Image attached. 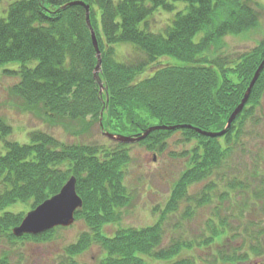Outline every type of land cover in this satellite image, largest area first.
<instances>
[{
	"label": "trees",
	"instance_id": "1",
	"mask_svg": "<svg viewBox=\"0 0 264 264\" xmlns=\"http://www.w3.org/2000/svg\"><path fill=\"white\" fill-rule=\"evenodd\" d=\"M73 1L90 7L102 57L103 94L95 80L98 58L86 9H64ZM262 9L253 0H10L7 7L0 0V69L19 66L18 70H6L19 78L14 94L27 111L40 109L43 116L37 114L50 123L59 118L85 126L88 119L100 124L102 118L104 129L123 133L146 131L157 124L219 132L264 59V41L235 61L220 53L223 41L257 30ZM164 16V25L159 28L155 20ZM125 47L129 53L121 56L119 49ZM263 89L264 70L246 108L223 137L225 144L223 138H208L191 129L157 131L141 142L159 153L168 148L167 142L175 133L181 134L182 142L177 145L197 143L182 153L191 157H186L188 168L158 224L120 230L112 237L105 235L104 228L118 222L119 211L130 202L125 187L130 146L112 142L66 145L40 131L30 133L29 143L21 144L4 139L11 135V127L0 120V139L5 147L0 152V241L8 240L14 246L46 241L53 231L15 238L12 231L22 223L25 213L11 210L18 205L33 210L60 193L75 176L84 202L76 221H84L88 232L68 250L70 259L97 245L105 252L100 264H151V260L173 264L176 257L200 250L193 244L216 242L220 227H234L230 223L237 219L211 207L216 201L213 190L219 185L221 189L220 182H235L240 173L234 172L237 178L233 181L224 175L219 183L214 176L220 177L224 167H230L228 160L237 147L245 149L244 144L238 145L248 137L243 135L249 124L247 107L257 104ZM211 178L215 181L202 192L191 193L193 185ZM226 186L233 191L247 188L243 183ZM227 193L221 201L229 199ZM181 205L186 206L185 212L173 232H181V222L192 220L198 211L211 207V214L200 238L189 240L185 234H172L166 245L164 224ZM240 209L247 210V206ZM183 259L176 263L188 264ZM190 259L195 262L199 257ZM212 260L217 264V256ZM0 264H11L7 254L0 258Z\"/></svg>",
	"mask_w": 264,
	"mask_h": 264
},
{
	"label": "rangeland",
	"instance_id": "2",
	"mask_svg": "<svg viewBox=\"0 0 264 264\" xmlns=\"http://www.w3.org/2000/svg\"><path fill=\"white\" fill-rule=\"evenodd\" d=\"M8 1L10 0H3V7L8 6ZM253 1L259 3L263 8L261 26L246 35L228 36L223 41V50L220 53L233 61L259 48L264 41V0ZM165 20L164 16L162 20L157 19L155 22L157 21V25L161 28ZM119 51L121 52V56L123 54L127 55L129 48H121ZM162 61L167 63L168 59H163ZM18 68L17 64H10L0 69V120L11 127V135L5 137V140L27 144L29 143V134L34 131H40L54 136L66 145H94L97 143L105 145L112 142L103 136L101 126L96 120L88 119L85 126L59 118H56L55 122L50 123L39 116L42 115L40 109L27 111L23 101L13 92V88L18 83L19 78L6 73V70L13 71L18 70ZM98 77L101 83V94H103L105 87L100 80V73ZM247 110L248 113L245 117H249V124L243 135H248V137L247 139L244 137L239 141L238 145L244 144L245 149L237 147L236 152L230 155L228 160L230 167L223 166L224 171H221L220 177L216 178V174L214 176V179L219 183V180L224 175L228 177L226 179L233 181V177L237 178L233 175L234 172L240 173L235 182H220L223 183L221 189L219 185L217 190H213V193H215L213 197L216 201H214L211 207L221 210L224 216L230 213H226V209L234 213L240 210V207L247 206V210H251V202L248 196L259 194L256 191L257 186L255 182L264 181V89L257 104H249ZM251 111L253 115H250ZM63 123L64 125H62ZM150 124L152 123L150 122ZM156 126L159 125L157 124ZM105 129L111 134L124 137H134L144 132L128 131L123 133L120 130L112 128L106 127ZM181 142V134L175 133L167 142L168 148L166 147L167 149L162 153L157 152V150L148 149V147L142 146L140 143L129 145L131 162L127 168L125 187L130 195V202L119 211L120 219L118 222L106 225L104 228L105 235L112 237L120 230L145 229L158 224L162 212L166 209L174 193V188L188 168L187 159L189 158L186 159V157L190 156H183L182 153L185 150L192 149L197 143L192 142L191 145L187 146L182 144L177 145V143ZM4 151V142L0 139V152ZM214 179L211 178L203 184L193 185L190 188L191 193L199 194L206 185L208 186V183L214 182ZM229 183H243L247 186V188L245 187L246 189L235 190L238 194L244 195V197H241V200L239 196H236V198L229 197L227 201H221V195L224 194L223 190L227 187L226 184ZM227 189L231 190L228 187ZM231 192L227 194L233 195ZM211 207H208L207 210L204 209L198 211V213L196 212L192 220L181 222V232H173V227L181 221L185 212L186 206L181 205L179 211L170 215L166 224H164L167 230L165 244L170 243V236L172 234H183V236L185 234V237L189 240L200 238L206 225V217L211 214ZM29 210L30 208L25 205H18L11 211L14 213L23 212L26 216L30 212ZM230 225H236V223L232 222ZM85 232H88V229L84 221L77 220L73 227L55 229L51 236L43 242H20L14 246L8 244V240L0 241V258L3 254H7L11 264H100L101 259L105 256V252L97 245L76 255L73 259L67 256L68 250L78 243ZM208 237H210L209 234ZM213 253V251L208 250L184 253L183 257L173 259L172 263L177 264V261L181 262V258H184L183 262L186 260L185 263L188 264H192L191 262L193 264H215L212 260ZM193 255L199 257V260L195 262L191 261L190 257ZM150 263L167 264L166 262L152 260Z\"/></svg>",
	"mask_w": 264,
	"mask_h": 264
},
{
	"label": "water",
	"instance_id": "3",
	"mask_svg": "<svg viewBox=\"0 0 264 264\" xmlns=\"http://www.w3.org/2000/svg\"><path fill=\"white\" fill-rule=\"evenodd\" d=\"M73 6H82L86 9L87 14V25L92 34L93 45L96 50L98 65L95 70V80L101 86L99 81L98 74L101 71L102 57L99 49L98 41L96 38V34L91 24L90 19V7L85 5L80 1L69 2L65 5L64 9ZM264 70V60L261 62L258 67L250 85L244 94L243 99L240 104L231 114L225 128L219 132H208L193 126L189 125H178V126H154L144 131L142 134L136 135L134 137H124L121 135H114L107 131H105L103 127V120L101 118V128L102 134L107 139L114 143L132 145L145 141L152 133L157 131H176L181 129H191L196 131L198 134L216 139L225 137L228 132L231 130L234 125L236 119L242 114L243 110L247 106L252 91L259 80L262 72ZM84 202L83 199L79 196L77 192V178L75 176L71 177L66 184L63 186L60 193L53 196L52 198L46 200L43 204L39 205L35 209L31 210L24 217L22 223L13 229L12 234L15 238L21 239L24 236H40L51 231H54L57 228H70L73 227L76 223V214L79 210L83 208Z\"/></svg>",
	"mask_w": 264,
	"mask_h": 264
},
{
	"label": "flooded vegetation",
	"instance_id": "4",
	"mask_svg": "<svg viewBox=\"0 0 264 264\" xmlns=\"http://www.w3.org/2000/svg\"><path fill=\"white\" fill-rule=\"evenodd\" d=\"M223 141L225 144L224 138ZM255 183L259 194L248 196L252 209L229 213L237 219L236 226L220 227L221 236L212 244H193L195 249L213 251L217 264H264V181ZM223 191L231 192L226 188ZM231 193L229 197L240 195ZM221 196L224 198L225 194Z\"/></svg>",
	"mask_w": 264,
	"mask_h": 264
}]
</instances>
